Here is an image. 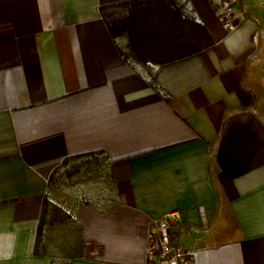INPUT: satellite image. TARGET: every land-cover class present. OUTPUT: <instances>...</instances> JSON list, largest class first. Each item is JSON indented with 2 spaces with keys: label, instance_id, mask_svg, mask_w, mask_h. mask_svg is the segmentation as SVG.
Wrapping results in <instances>:
<instances>
[{
  "label": "crops",
  "instance_id": "1",
  "mask_svg": "<svg viewBox=\"0 0 264 264\" xmlns=\"http://www.w3.org/2000/svg\"><path fill=\"white\" fill-rule=\"evenodd\" d=\"M132 1L0 0V264H150L174 211L195 264H264V0L183 2L213 44L152 64L169 101L103 18Z\"/></svg>",
  "mask_w": 264,
  "mask_h": 264
},
{
  "label": "trees",
  "instance_id": "2",
  "mask_svg": "<svg viewBox=\"0 0 264 264\" xmlns=\"http://www.w3.org/2000/svg\"><path fill=\"white\" fill-rule=\"evenodd\" d=\"M184 1L137 0L102 9L123 58L167 101L170 100L168 94L153 83L155 66L201 52L213 44L195 14L184 10ZM190 40L191 45L196 46L190 51L182 50L188 47ZM179 49L181 51L177 52ZM158 51L170 57L158 61ZM63 172L64 168L60 167L50 180L61 190L65 185Z\"/></svg>",
  "mask_w": 264,
  "mask_h": 264
},
{
  "label": "built area",
  "instance_id": "3",
  "mask_svg": "<svg viewBox=\"0 0 264 264\" xmlns=\"http://www.w3.org/2000/svg\"><path fill=\"white\" fill-rule=\"evenodd\" d=\"M216 16L229 31L235 30L237 17L235 7L240 0H207ZM182 223L178 211L166 214L149 232L148 261L150 264H195L196 252L184 247L173 233V228Z\"/></svg>",
  "mask_w": 264,
  "mask_h": 264
}]
</instances>
